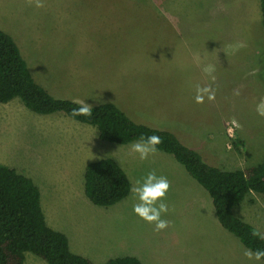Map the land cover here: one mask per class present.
<instances>
[{
  "label": "rangeland",
  "instance_id": "1",
  "mask_svg": "<svg viewBox=\"0 0 264 264\" xmlns=\"http://www.w3.org/2000/svg\"><path fill=\"white\" fill-rule=\"evenodd\" d=\"M43 2L36 8L0 0V28L50 93L90 105L114 102L135 121L172 131L222 169L264 159V116L256 112L264 99L259 0ZM206 64L215 66V80L201 71ZM196 85L210 86L215 99L196 103ZM59 114L32 112L19 98L0 103V163L38 186L47 223L67 235L73 251L95 264H106L108 255L143 264H264L244 256L248 248L219 224L209 194L172 155L158 150L141 161L129 154L137 140L104 141L86 123L89 130L72 129L82 138L76 137L54 124ZM102 157L121 165L131 189L149 171L167 177L166 229L154 232L133 214L132 192L109 207L87 198L85 165ZM234 211L264 233V195L251 193ZM24 264L47 263L27 253Z\"/></svg>",
  "mask_w": 264,
  "mask_h": 264
},
{
  "label": "trees",
  "instance_id": "2",
  "mask_svg": "<svg viewBox=\"0 0 264 264\" xmlns=\"http://www.w3.org/2000/svg\"><path fill=\"white\" fill-rule=\"evenodd\" d=\"M264 29V0H259ZM19 98L32 112H63L98 131L101 140L127 144L142 136L158 135L159 151L170 154L211 198L219 224L248 249H264V241L252 235L258 230L235 214L251 193L264 195V159L242 169L226 170L208 163L194 148L167 129L132 119L116 103L92 106V117L72 116L75 100L55 96L33 77L15 39L0 28V103ZM236 147V146H235ZM84 193L95 205L108 207L131 192V182L121 165L111 157L90 161L84 168ZM32 253L47 264H95L73 252L68 237L51 227L40 205V190L28 176L0 163V264H24ZM264 261V260H263ZM106 264H143L131 255L110 258Z\"/></svg>",
  "mask_w": 264,
  "mask_h": 264
},
{
  "label": "clouds",
  "instance_id": "3",
  "mask_svg": "<svg viewBox=\"0 0 264 264\" xmlns=\"http://www.w3.org/2000/svg\"><path fill=\"white\" fill-rule=\"evenodd\" d=\"M26 6H34L36 8H43V0H25ZM242 46V45H241ZM201 71L215 80L212 75L215 72V66L212 64H206L202 67ZM255 74V72L253 73ZM196 94L194 100L196 103H203L205 97L208 100L215 99L214 90L206 85L201 87L196 85ZM239 94L238 92L236 93ZM74 103L78 104L79 107L73 108L71 110L72 116H84L92 117V106L85 103L84 100H76ZM256 112L260 116H264V99H262L256 106ZM233 125L238 128L240 125L233 120ZM230 134H233V130L229 129ZM162 143V139L158 135H148L146 137L142 136L139 140L133 142L130 146V155L138 154L141 161L149 158L150 155H154L158 148L157 146ZM171 185L166 176L157 175L155 170L149 171L145 176L137 179L134 186L131 189L133 198L136 203L132 206V212L138 216L144 222L154 225L153 231L160 232L169 226V221L162 219V215L168 213L169 207L165 203L166 195L170 189ZM252 235L257 239L264 241V233L259 230H254ZM244 256L248 260L261 261L264 260V249H245Z\"/></svg>",
  "mask_w": 264,
  "mask_h": 264
},
{
  "label": "crops",
  "instance_id": "4",
  "mask_svg": "<svg viewBox=\"0 0 264 264\" xmlns=\"http://www.w3.org/2000/svg\"><path fill=\"white\" fill-rule=\"evenodd\" d=\"M23 54V53H22ZM24 56V55H23ZM24 59L26 60V57H24ZM29 61L28 62H32L30 59H28ZM31 71V70H30ZM31 73H33V72H31ZM65 97V96H64ZM66 98H70V97H66ZM70 99H73V98H70ZM75 100V99H74ZM76 101V100H75ZM101 102H103V101H101ZM100 102V103H101ZM96 104V103H95ZM95 104H92V105H95ZM90 105V104H89ZM60 116H58L59 118H60V121H57L56 122V120H54V124H60V125H63L65 128H66V130L68 131V132H70V134L72 135H75L76 137H78V136H80L79 134H78V132H75V131H73L72 129H74V128H80V132H82V131H85V130H89V126H86V124L85 123H82V122H79V121H76V120H74V119H72V118H70V117H68L67 115H65L63 112H60V114H59ZM92 126V125H91ZM72 130V131H71ZM75 132V133H74ZM81 137V136H80ZM82 138V137H81ZM83 141V140H82ZM62 143V142H61ZM63 144V143H62ZM80 145H81V142H80ZM158 152H160V151H158ZM164 152H161V154H163ZM86 166V165H85ZM178 168V167H177ZM183 169V168H182ZM185 169V168H184ZM186 171V170H185ZM164 173H166L167 174V172H164ZM183 173H184V171H183ZM185 174V173H184ZM186 174H188V172L186 171ZM189 175V174H188ZM109 207V206H108ZM120 210V208H118L117 209V211H119ZM70 245V248H71V250L73 251V242H71V244H69ZM76 249L78 250V251H84L82 248H77L76 247ZM103 249V248H102ZM103 251H104V249H103ZM109 250H107V252H108ZM73 252H75V251H73ZM75 253H77V254H80V255H83L84 256V254L82 253V252H75ZM26 255H27V253H26ZM25 255V256H26ZM112 258V257H111ZM107 259L109 260L110 259V257H109V255L107 256ZM107 260V261H108ZM94 262V261H93ZM95 263V262H94Z\"/></svg>",
  "mask_w": 264,
  "mask_h": 264
}]
</instances>
